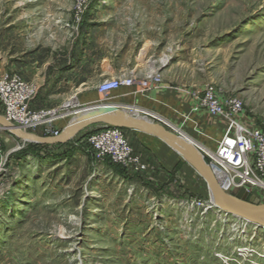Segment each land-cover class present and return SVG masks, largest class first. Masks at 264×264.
Instances as JSON below:
<instances>
[{
	"label": "rangeland",
	"instance_id": "374dc122",
	"mask_svg": "<svg viewBox=\"0 0 264 264\" xmlns=\"http://www.w3.org/2000/svg\"><path fill=\"white\" fill-rule=\"evenodd\" d=\"M75 53L141 75L153 63L165 84L212 85L264 122V0H0V73L21 62L70 69ZM178 119L206 148L197 122ZM1 135L0 264H264V229L212 208L194 171L151 185L88 148L22 154L28 144Z\"/></svg>",
	"mask_w": 264,
	"mask_h": 264
},
{
	"label": "built area",
	"instance_id": "2783aa9c",
	"mask_svg": "<svg viewBox=\"0 0 264 264\" xmlns=\"http://www.w3.org/2000/svg\"><path fill=\"white\" fill-rule=\"evenodd\" d=\"M161 83L158 72L141 79L121 75L102 80L97 85V94L105 101L113 91L121 87L137 85L138 90L144 92L157 88ZM36 91L37 88L25 81L18 72H1L0 115L27 132L41 130L44 136L58 135L60 130L55 128L54 123L64 117V111L62 108L32 111L29 103L35 97ZM188 94L195 109L225 123L222 137L214 150L196 144L205 155L222 190L233 194L240 188H245L259 202L264 203V122H249L242 114V102L236 97L225 95L212 85L194 89ZM162 124L170 127L166 123ZM175 132L180 133L179 130ZM1 134L0 131V161L3 159ZM83 141L98 164L109 161L120 166L128 175L139 178H144L154 168L150 160H144L134 152L133 146L121 129L93 127Z\"/></svg>",
	"mask_w": 264,
	"mask_h": 264
},
{
	"label": "crops",
	"instance_id": "0c3cea01",
	"mask_svg": "<svg viewBox=\"0 0 264 264\" xmlns=\"http://www.w3.org/2000/svg\"><path fill=\"white\" fill-rule=\"evenodd\" d=\"M71 61L75 63L71 64L72 68L70 69L51 70L47 69L48 65L46 64L21 62L16 64L15 69L10 70V72H18L25 81L36 86L37 93L29 103L32 111L52 108L63 109L64 117L54 123L56 129L61 131L68 124L75 110L106 102V104L124 108L129 113L137 114V116L166 123L170 126L169 129L174 131L179 130L175 125L181 121L178 118L186 119L189 117L195 120L200 130L208 135L207 139H199L198 143L206 146L208 150H214L217 147L225 129L223 120L195 109L188 94L192 89L184 86L183 88H187L184 91L181 90L182 88L165 84L161 73L162 83L157 88L141 92L137 85H134L113 91L108 100L105 101L98 96L96 88L102 80L121 75L135 76L137 79H141L155 72L152 69L154 68L153 63H149L150 73L143 72L145 74L141 75V72L136 73L134 69L131 70L120 59L114 61L106 57L95 61L86 54L75 53L72 55ZM157 72L159 73V71ZM72 92H76L78 97L86 98L89 101L87 103L81 102L79 105L78 101L69 95ZM180 92H184L185 95L180 94ZM39 131L41 132V130ZM125 135L133 146L134 152L141 155L144 160H150V163L154 165L151 173L146 175L147 184H158L159 174L177 173L178 170L184 168L186 171H193L175 151L159 139L135 131H127ZM185 136L194 140L189 135ZM194 142L197 144L196 140Z\"/></svg>",
	"mask_w": 264,
	"mask_h": 264
},
{
	"label": "water",
	"instance_id": "95a60500",
	"mask_svg": "<svg viewBox=\"0 0 264 264\" xmlns=\"http://www.w3.org/2000/svg\"><path fill=\"white\" fill-rule=\"evenodd\" d=\"M93 127H113L159 139L175 151L202 179L209 194L211 207L222 214L264 229V203H260L245 188H240L233 194L223 191L198 146L187 136L167 128L161 122L129 113L116 105L99 103L74 111L72 118L58 135L40 136L14 126L0 115V131L10 134L24 144L63 145Z\"/></svg>",
	"mask_w": 264,
	"mask_h": 264
},
{
	"label": "trees",
	"instance_id": "16d2710c",
	"mask_svg": "<svg viewBox=\"0 0 264 264\" xmlns=\"http://www.w3.org/2000/svg\"><path fill=\"white\" fill-rule=\"evenodd\" d=\"M87 27L86 24H82L79 26L80 30L83 31L85 30ZM93 128L91 129H88L82 133H80L79 135H77L73 140L69 141L68 143L66 144H63V145H56V146H46V145H38V144H28L30 147L29 149H27L26 151H22L21 153L24 154L28 151H32L33 153H38L39 152V149L40 148H56L58 150V152H61L62 154L65 155V153H70V155H74L75 153H78V151H80L81 149V146L82 147H85V148H88V151H90L89 147L85 144V142L83 141L84 140V137L90 132V130H92ZM125 133L127 132L126 130H123ZM43 136V135H42ZM91 153V152H90ZM37 155V154H36ZM91 157H92V160H93V156L92 154H90ZM106 164L108 165H111V166H115L117 168H120V170L124 173L125 170L122 169L120 166L118 165H114L112 164L111 162L109 161H106L105 162ZM202 181V180H201ZM203 182V181H202ZM204 183V182H203ZM205 184V183H204Z\"/></svg>",
	"mask_w": 264,
	"mask_h": 264
},
{
	"label": "bare ground",
	"instance_id": "6f19581e",
	"mask_svg": "<svg viewBox=\"0 0 264 264\" xmlns=\"http://www.w3.org/2000/svg\"><path fill=\"white\" fill-rule=\"evenodd\" d=\"M149 114V113H148ZM210 204V203H209ZM212 208H214V207H212Z\"/></svg>",
	"mask_w": 264,
	"mask_h": 264
}]
</instances>
